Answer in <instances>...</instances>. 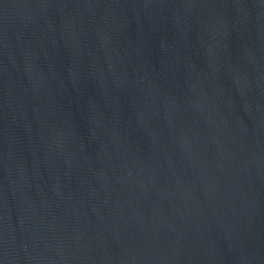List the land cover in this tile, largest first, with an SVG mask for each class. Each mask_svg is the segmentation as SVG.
I'll use <instances>...</instances> for the list:
<instances>
[{
    "label": "water",
    "instance_id": "1",
    "mask_svg": "<svg viewBox=\"0 0 264 264\" xmlns=\"http://www.w3.org/2000/svg\"><path fill=\"white\" fill-rule=\"evenodd\" d=\"M0 264H264V0H0Z\"/></svg>",
    "mask_w": 264,
    "mask_h": 264
}]
</instances>
